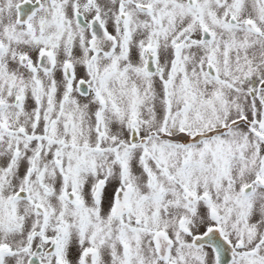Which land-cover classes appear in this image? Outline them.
<instances>
[{"label": "snow or ice", "instance_id": "6c2138e0", "mask_svg": "<svg viewBox=\"0 0 264 264\" xmlns=\"http://www.w3.org/2000/svg\"><path fill=\"white\" fill-rule=\"evenodd\" d=\"M0 264H264V0H0Z\"/></svg>", "mask_w": 264, "mask_h": 264}]
</instances>
